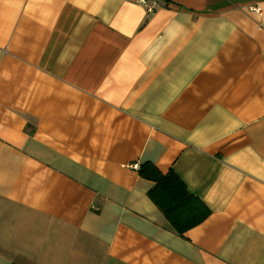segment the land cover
Returning <instances> with one entry per match:
<instances>
[{
  "label": "crops",
  "instance_id": "0c3cea01",
  "mask_svg": "<svg viewBox=\"0 0 264 264\" xmlns=\"http://www.w3.org/2000/svg\"><path fill=\"white\" fill-rule=\"evenodd\" d=\"M154 1L0 0V264H264V0Z\"/></svg>",
  "mask_w": 264,
  "mask_h": 264
},
{
  "label": "trees",
  "instance_id": "16d2710c",
  "mask_svg": "<svg viewBox=\"0 0 264 264\" xmlns=\"http://www.w3.org/2000/svg\"><path fill=\"white\" fill-rule=\"evenodd\" d=\"M138 171L142 177L155 182L148 193L149 197L176 233L183 235L210 214L209 207L188 191L183 180L172 169L162 173L155 165L145 162Z\"/></svg>",
  "mask_w": 264,
  "mask_h": 264
},
{
  "label": "built area",
  "instance_id": "2783aa9c",
  "mask_svg": "<svg viewBox=\"0 0 264 264\" xmlns=\"http://www.w3.org/2000/svg\"><path fill=\"white\" fill-rule=\"evenodd\" d=\"M129 1L142 5L148 12H152L156 6V2L154 0H129Z\"/></svg>",
  "mask_w": 264,
  "mask_h": 264
}]
</instances>
